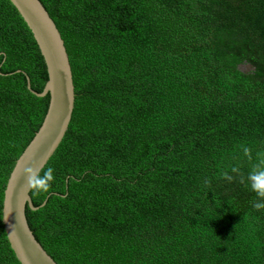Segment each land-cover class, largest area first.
I'll list each match as a JSON object with an SVG mask.
<instances>
[{
  "label": "trees",
  "instance_id": "1",
  "mask_svg": "<svg viewBox=\"0 0 264 264\" xmlns=\"http://www.w3.org/2000/svg\"><path fill=\"white\" fill-rule=\"evenodd\" d=\"M75 102L31 189L29 227L56 264H264V0H39ZM20 71V73H16ZM48 76L0 0V264L15 162L40 128Z\"/></svg>",
  "mask_w": 264,
  "mask_h": 264
},
{
  "label": "water",
  "instance_id": "2",
  "mask_svg": "<svg viewBox=\"0 0 264 264\" xmlns=\"http://www.w3.org/2000/svg\"><path fill=\"white\" fill-rule=\"evenodd\" d=\"M16 9L43 58L47 82L41 93L27 89L38 98L49 97L43 122L33 139L15 162L4 189L2 221L10 249L19 264H56L35 239L26 217V209L37 211L30 196L29 177L39 175L61 144L69 128L75 93L71 66L64 41L39 0H9ZM16 73H20L17 71Z\"/></svg>",
  "mask_w": 264,
  "mask_h": 264
},
{
  "label": "clouds",
  "instance_id": "3",
  "mask_svg": "<svg viewBox=\"0 0 264 264\" xmlns=\"http://www.w3.org/2000/svg\"><path fill=\"white\" fill-rule=\"evenodd\" d=\"M52 172L53 170L49 168L43 177L32 174L29 177L32 187L37 191H46L49 187V182L54 179ZM250 180L252 181L251 187L253 191H255L258 196L264 197V169H260L258 166L257 170H254L253 173L250 174ZM254 207L257 209L264 208V204L256 203Z\"/></svg>",
  "mask_w": 264,
  "mask_h": 264
}]
</instances>
